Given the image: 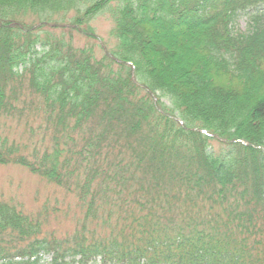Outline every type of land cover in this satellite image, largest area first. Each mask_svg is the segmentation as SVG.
Here are the masks:
<instances>
[{
	"label": "trees",
	"instance_id": "trees-1",
	"mask_svg": "<svg viewBox=\"0 0 264 264\" xmlns=\"http://www.w3.org/2000/svg\"><path fill=\"white\" fill-rule=\"evenodd\" d=\"M75 9L0 0V121L47 140L0 131V166L75 200L64 235L0 201V264H264V0H93L101 55L23 23Z\"/></svg>",
	"mask_w": 264,
	"mask_h": 264
},
{
	"label": "rangeland",
	"instance_id": "rangeland-1",
	"mask_svg": "<svg viewBox=\"0 0 264 264\" xmlns=\"http://www.w3.org/2000/svg\"><path fill=\"white\" fill-rule=\"evenodd\" d=\"M92 2L93 0H75L76 9L74 11L45 17H24L23 23L35 30L40 27V22H43L46 25L44 31L47 33L56 37L71 38L75 46L91 47L98 55H101L102 52L105 53L117 45L116 40L111 36L113 22L108 11H101L87 22L81 20L79 26L75 24V17L81 16ZM246 28V19H240L236 30L243 33ZM86 33L92 35L88 36ZM23 117L27 119L29 114L26 113ZM22 118L0 121V131L11 139L22 138L28 143L30 149L33 147L43 149L47 145V140L43 143L39 131L30 139ZM38 125L39 122L36 119L35 123L29 124L27 131H30L31 127L37 128ZM214 146L217 145L214 144ZM0 201L14 205L26 214L40 213L44 217L45 214H50V217H46L45 220L49 223L45 228L46 232L53 231L57 235H64L72 231L71 217L64 215L60 217L58 214L66 209H75L74 197L66 195L61 188L48 184L22 167L0 166ZM52 209L57 210L53 212ZM49 261L50 256H45L41 264H49Z\"/></svg>",
	"mask_w": 264,
	"mask_h": 264
}]
</instances>
